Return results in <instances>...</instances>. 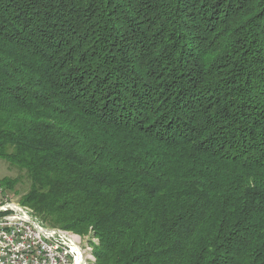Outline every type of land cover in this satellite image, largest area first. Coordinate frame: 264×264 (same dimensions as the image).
<instances>
[{
	"label": "trees",
	"instance_id": "16d2710c",
	"mask_svg": "<svg viewBox=\"0 0 264 264\" xmlns=\"http://www.w3.org/2000/svg\"><path fill=\"white\" fill-rule=\"evenodd\" d=\"M0 159L90 264H264V0H0Z\"/></svg>",
	"mask_w": 264,
	"mask_h": 264
},
{
	"label": "built area",
	"instance_id": "2783aa9c",
	"mask_svg": "<svg viewBox=\"0 0 264 264\" xmlns=\"http://www.w3.org/2000/svg\"><path fill=\"white\" fill-rule=\"evenodd\" d=\"M0 264H79V247L51 233L0 188Z\"/></svg>",
	"mask_w": 264,
	"mask_h": 264
},
{
	"label": "rangeland",
	"instance_id": "374dc122",
	"mask_svg": "<svg viewBox=\"0 0 264 264\" xmlns=\"http://www.w3.org/2000/svg\"><path fill=\"white\" fill-rule=\"evenodd\" d=\"M18 175H20L18 173V170L9 168L8 164L0 159V188L7 198L13 201H16V199H18V197L28 189L26 177L21 175L22 178H18ZM6 177L10 179L16 178V183L13 185V187L8 188L5 186L2 179ZM2 200L3 198L2 196H0V202H2ZM90 238L92 239L93 237ZM86 239L89 240V235L83 236V242L85 243V245L90 246L91 243H89Z\"/></svg>",
	"mask_w": 264,
	"mask_h": 264
},
{
	"label": "bare ground",
	"instance_id": "6f19581e",
	"mask_svg": "<svg viewBox=\"0 0 264 264\" xmlns=\"http://www.w3.org/2000/svg\"><path fill=\"white\" fill-rule=\"evenodd\" d=\"M21 209L26 211V213H28L29 216H36L30 208L24 205H21ZM51 233H56V235L62 237V239H65L67 240V242H70L72 246L79 247V257H81L79 264H90L94 260L93 243L96 242L94 238H92L91 240L86 239L89 243H91V245L89 246V245H85V243L83 242V236H80L71 231L62 230L56 227H51Z\"/></svg>",
	"mask_w": 264,
	"mask_h": 264
}]
</instances>
